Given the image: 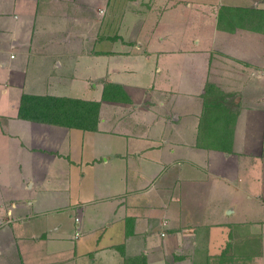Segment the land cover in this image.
Returning <instances> with one entry per match:
<instances>
[{
  "label": "crops",
  "instance_id": "0c3cea01",
  "mask_svg": "<svg viewBox=\"0 0 264 264\" xmlns=\"http://www.w3.org/2000/svg\"><path fill=\"white\" fill-rule=\"evenodd\" d=\"M224 5L247 21L219 27ZM253 8L264 0H0V264H224V248L259 263ZM113 84L123 95L104 98ZM24 93L96 101V126L20 117Z\"/></svg>",
  "mask_w": 264,
  "mask_h": 264
},
{
  "label": "trees",
  "instance_id": "16d2710c",
  "mask_svg": "<svg viewBox=\"0 0 264 264\" xmlns=\"http://www.w3.org/2000/svg\"><path fill=\"white\" fill-rule=\"evenodd\" d=\"M236 8L238 7H235V9ZM239 10L241 9L239 8ZM248 13L251 17L253 14L252 18H254V21L252 18V21H249V23L252 22L250 25H253L256 30L264 31V8L249 9ZM238 14L241 19L237 17V21L243 23L247 18L246 12H238ZM218 17H221L220 12ZM113 85L118 88L117 94L114 95L113 89L112 91L107 90V85H105L106 89L103 91L104 98H121V95H123L122 89L117 84ZM206 86V91H208L211 85L208 84ZM98 105L99 103L96 101H86L79 98L24 93L20 98L18 115L29 119L61 123L82 128H94L96 126ZM219 255L221 259L230 257V253L226 248H224ZM141 260V264H146L144 258Z\"/></svg>",
  "mask_w": 264,
  "mask_h": 264
},
{
  "label": "rangeland",
  "instance_id": "374dc122",
  "mask_svg": "<svg viewBox=\"0 0 264 264\" xmlns=\"http://www.w3.org/2000/svg\"><path fill=\"white\" fill-rule=\"evenodd\" d=\"M222 8L220 9L221 11H220V13H221V17H218L217 18V24L219 25V27H225V26H227V25H230V24H232L235 20L237 21V17H238V19H241L240 18V16H239V14H238V12H247V8L246 7H238V8H236L235 9V7H232V6H228L227 5V7H225V5L224 6H221ZM239 8L241 9V10H239ZM226 10V11H225ZM235 19V20H234ZM253 19V21H254V18H252ZM244 21H247V18L244 20ZM252 21V20H251ZM250 23H252V22H250ZM264 71V70H263ZM64 209V211H67V213L68 214H72V212H71V209L68 207V206H66L65 208H63ZM72 218H73V215H72ZM260 228V227H259ZM257 231H259V232H261V230L260 229H256ZM262 230H263V234H261V235H256V234H254L253 236H251L250 238H251V240H252V243L253 244H258V243H260V238H262L263 240H264V225H263V228H262ZM263 246H264V241H263ZM263 249H264V247H263ZM263 252H264V250H263ZM219 256L220 255H218V256H216V257H214V260L215 259H218L219 258ZM222 260V262H224V264H225V262H227V260H228V262L229 263H226V264H230V260L229 259H227V258H225V259H221ZM258 264H264V256L263 257H259L258 258Z\"/></svg>",
  "mask_w": 264,
  "mask_h": 264
}]
</instances>
